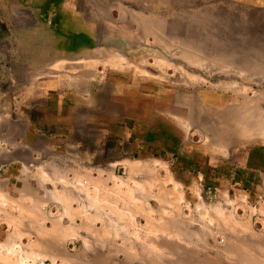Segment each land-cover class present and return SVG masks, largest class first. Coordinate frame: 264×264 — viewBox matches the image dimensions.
Wrapping results in <instances>:
<instances>
[{
  "label": "rangeland",
  "instance_id": "obj_1",
  "mask_svg": "<svg viewBox=\"0 0 264 264\" xmlns=\"http://www.w3.org/2000/svg\"><path fill=\"white\" fill-rule=\"evenodd\" d=\"M108 1L88 10L92 39L57 52L71 62L25 74L26 57H0V264H264V137L229 133L264 112V11ZM195 172L210 190L186 184Z\"/></svg>",
  "mask_w": 264,
  "mask_h": 264
},
{
  "label": "crops",
  "instance_id": "obj_2",
  "mask_svg": "<svg viewBox=\"0 0 264 264\" xmlns=\"http://www.w3.org/2000/svg\"><path fill=\"white\" fill-rule=\"evenodd\" d=\"M102 2V1H101ZM123 4V7H129V8H141L142 1L141 0H114V1H108V7L113 8L112 4ZM123 2V3H121ZM229 4L230 7L237 8H247L251 10H262L264 11V0H227L226 4ZM78 4H81L80 9L78 8ZM127 4V5H124ZM223 4V1L218 0V8L221 7ZM94 3L93 0H0V41L6 42V49L2 50L0 49V57H7L8 60L12 56H23L26 57L22 62L23 65H25V74H30L31 72L35 71V68H47L51 69V67L54 64H58L60 61L64 62H71L66 60L71 59H63V57L56 56L57 52L59 53L64 49V41H76L79 39H86L91 40L92 37L89 32L90 25L88 24H96L94 21H90L88 18L89 14L88 10L92 9L94 10ZM222 8V7H221ZM238 15V13H237ZM91 16L97 19H100L98 17L97 13H91ZM120 17L124 21H131L135 18L127 15L126 13L121 15ZM108 18L106 15H102L101 22H98L97 24L105 25L106 29H112L111 28V21H106L105 19ZM99 21V20H98ZM30 22V23H27ZM125 23V25L127 24ZM130 23V22H129ZM33 25V27H31ZM26 26L28 28H26ZM150 26L152 28V31L154 33L158 32L159 29H156L155 24L150 22ZM13 29H16L17 32L13 31ZM37 31V32H36ZM40 31V32H39ZM119 35H128L126 28L121 29V27L118 29ZM14 32V33H13ZM40 34L42 36H46V33H49V39L50 41H54V47L52 50H45L44 48H34L31 46V42L29 35L30 34ZM41 38V36H38ZM16 42V45L19 46L20 44L27 50H19L17 48H12L10 45V42ZM86 45H78L75 50L84 52L85 50H88ZM67 48V47H65ZM36 50V52H35ZM47 55L49 59L44 60V57ZM49 54V55H48ZM185 55V54H184ZM190 56V54H187ZM186 55V56H187ZM21 58V57H20ZM37 58L38 60H36ZM43 58V59H42ZM42 59V60H41ZM33 68V69H32ZM57 70V69H56ZM28 76V75H27ZM53 82L48 85L51 90H55L57 88V84H60L58 80L55 78V80H52ZM53 84V87H52ZM143 122V121H142ZM174 124V122H172ZM128 126L125 124V127ZM148 126V125H147ZM152 126V125H151ZM29 136H35L31 131H28ZM31 144V143H28ZM188 149H191L190 146H188ZM188 154L190 156L191 152H201V153H207L204 162L205 165H208L210 161H214L217 163L216 159L214 158V154H212V151L209 149H195V150H187ZM203 151V152H202ZM186 152V151H185ZM12 162H7L8 169L10 167ZM187 161L183 162L181 164V169L187 170L188 167ZM217 164H211L212 167H217ZM140 163L133 164L131 168L133 169H143ZM14 168V167H13ZM252 170V172L257 173L258 169L255 168H249ZM214 168H211V171H213ZM188 173V171L186 172ZM206 174V173H205ZM8 177H11L9 174ZM202 172H195L193 173L192 177H189V180L186 184L190 185L191 182H194V184H198L200 187H203L205 189H209L208 183L201 182L202 178ZM256 177V174H253V178ZM13 178V177H12ZM14 191L15 184H12ZM202 188V189H203ZM188 197V196H187ZM191 200H197L203 199L204 201L208 202L209 204H213L216 202L219 198H222L224 196H189ZM248 259V258H247ZM244 264H250L248 260L244 262Z\"/></svg>",
  "mask_w": 264,
  "mask_h": 264
},
{
  "label": "bare ground",
  "instance_id": "obj_3",
  "mask_svg": "<svg viewBox=\"0 0 264 264\" xmlns=\"http://www.w3.org/2000/svg\"><path fill=\"white\" fill-rule=\"evenodd\" d=\"M155 27H157L159 29L158 26H155ZM170 50L172 51L173 55H175V56L176 55H180L178 50L172 49V48ZM206 68H207V66H206ZM236 86L237 85L235 84L233 86V88H235ZM243 107H245V106H243ZM249 108H251V107H249ZM239 109H238V111H240ZM234 117L235 118L233 119V122L231 123L232 125H231V131L229 132L230 134H232V135L233 134H236V135L238 134V135H240V136H242L244 138H247V139L253 138L255 136L264 137V112H258L255 115H251V116L249 115L247 117H245V116L244 117H241V116H237L236 117V115H234Z\"/></svg>",
  "mask_w": 264,
  "mask_h": 264
},
{
  "label": "trees",
  "instance_id": "obj_4",
  "mask_svg": "<svg viewBox=\"0 0 264 264\" xmlns=\"http://www.w3.org/2000/svg\"><path fill=\"white\" fill-rule=\"evenodd\" d=\"M262 161H264V159L262 160V159L260 158V159H259L260 164H261ZM248 163H249V161L247 160V163H246V164L248 165Z\"/></svg>",
  "mask_w": 264,
  "mask_h": 264
},
{
  "label": "flooded vegetation",
  "instance_id": "obj_5",
  "mask_svg": "<svg viewBox=\"0 0 264 264\" xmlns=\"http://www.w3.org/2000/svg\"><path fill=\"white\" fill-rule=\"evenodd\" d=\"M72 48H75V47H72ZM76 49V48H75Z\"/></svg>",
  "mask_w": 264,
  "mask_h": 264
}]
</instances>
